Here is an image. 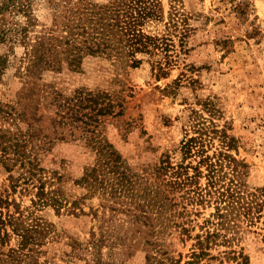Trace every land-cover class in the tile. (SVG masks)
Listing matches in <instances>:
<instances>
[{
    "label": "rangeland",
    "instance_id": "rangeland-1",
    "mask_svg": "<svg viewBox=\"0 0 264 264\" xmlns=\"http://www.w3.org/2000/svg\"><path fill=\"white\" fill-rule=\"evenodd\" d=\"M59 1L24 0L26 15L0 20L12 27L0 39V216L9 233L0 232V264H243L227 253L242 248L248 264H264V210L254 224L237 217L239 227L193 257L198 234L214 229L215 206L170 192L161 168L185 161L182 140L205 125L213 150L222 132L235 137L228 151L247 164V188L264 187V0H179L178 10L163 0V18L143 27L168 38L167 54L139 52V66L91 55L78 70L64 60L27 75L21 29L30 18L32 37L53 26ZM108 143L120 164L83 182ZM41 186L57 203L42 201Z\"/></svg>",
    "mask_w": 264,
    "mask_h": 264
},
{
    "label": "trees",
    "instance_id": "trees-1",
    "mask_svg": "<svg viewBox=\"0 0 264 264\" xmlns=\"http://www.w3.org/2000/svg\"><path fill=\"white\" fill-rule=\"evenodd\" d=\"M23 1L1 2L0 20L9 21V16L16 9L26 15L30 6L23 4ZM172 1L175 4L172 6L173 9L178 10L179 0ZM61 4L63 8L58 13L54 25L42 29L37 37L30 34V26L35 24L31 18L26 20L21 29L23 42L27 48L26 58L29 60L27 75H38L45 70L57 69L64 60L71 68L78 70L83 59L91 55L106 56L117 64L139 66L143 62V59L138 58L139 52H152L158 49L167 54L170 51L171 44L168 38L150 35L143 27L149 19L163 18V0H108L104 3L90 0L65 3L60 0L58 7ZM177 13L178 11H173L171 15L170 22L173 24L177 22ZM16 14L18 16L21 13ZM59 16L62 18L59 19ZM11 31L12 27L6 28L1 25L0 39L9 37ZM159 69L160 72L166 73L163 66L159 65ZM99 95L104 98L103 101L109 98L107 94ZM113 108L114 104L108 102L104 107L105 113L113 111ZM196 132L194 135L187 134L182 140L184 159L189 161L174 165L171 160H164L161 168L164 167L168 174L167 186L170 192H182L183 199L186 198L192 204L207 202L215 206L216 210L213 212L215 220H212L214 229L206 230L205 238L198 234L196 248L192 253L193 257L200 258L209 254L207 249L210 238L213 237V242L216 243L221 235L227 236V233H224L226 230L240 226L237 217H245L250 224L256 222V218H259L264 210V187L255 190L247 188L242 178L245 174L243 168L247 164L228 151L233 147L235 137L222 132L220 146L213 150L215 145L213 128L203 125L197 128ZM106 146L105 144L99 146L100 164L85 172L83 182L92 184L98 181L103 174L99 171H102L104 165L108 167L120 164L122 156L111 144L108 143ZM202 178L206 179V183L201 182ZM39 196L42 201L47 202L48 199L54 203L58 201V198L43 186ZM183 207L186 211L187 206ZM257 213H260L258 217ZM7 223L8 220L0 216V232L4 230L5 234H9L6 229ZM187 223L188 220H182L176 222V225L182 227L181 231L188 235L191 229ZM227 253H235L234 259L241 258L239 263L248 264L249 256L243 252V248L239 254H236V250Z\"/></svg>",
    "mask_w": 264,
    "mask_h": 264
}]
</instances>
